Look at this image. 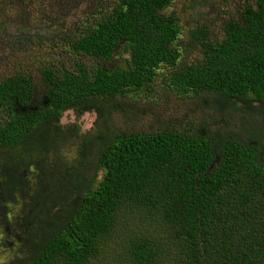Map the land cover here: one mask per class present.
<instances>
[{
	"label": "trees",
	"instance_id": "16d2710c",
	"mask_svg": "<svg viewBox=\"0 0 264 264\" xmlns=\"http://www.w3.org/2000/svg\"><path fill=\"white\" fill-rule=\"evenodd\" d=\"M172 1L99 4L92 21L62 28L73 53L103 65L43 67L44 103L30 76L0 81V153L11 155L0 157V225L3 244L17 247L4 264H90L101 237L131 218L146 225L122 235L127 262L149 263L150 236L171 226L184 264H264V147L254 132L122 134L106 124L118 98L147 94L160 66L169 71L166 86L198 96L223 119L264 116V0L242 5L216 42L200 28L191 62L175 46L179 17L165 13ZM123 55V66H108ZM90 114L95 121L85 130L80 120ZM71 147L73 160L65 154ZM22 162L53 191L39 185L14 223L6 207L25 197Z\"/></svg>",
	"mask_w": 264,
	"mask_h": 264
},
{
	"label": "rangeland",
	"instance_id": "374dc122",
	"mask_svg": "<svg viewBox=\"0 0 264 264\" xmlns=\"http://www.w3.org/2000/svg\"><path fill=\"white\" fill-rule=\"evenodd\" d=\"M251 0H173L166 14L175 13L179 17L181 34L175 43L182 54H187L186 61L191 62L199 50V30L206 26L209 30L207 38L218 41L222 38L223 25L239 17L241 6ZM119 0H0V81L14 75L22 74L33 79L36 90V102L44 103V85L41 69L73 70L78 66H86L91 71L94 65L103 62L92 60L83 55H76L62 41V28L71 29L80 22H90L94 18L92 12L103 6L108 8ZM99 4H101L99 6ZM73 34V30H71ZM192 42V44H191ZM122 59L108 66H123ZM101 63V64H100ZM103 65V64H102ZM107 65V64H106ZM105 66V65H104ZM165 66L156 70V76L147 90V94L135 100L118 98L110 119L106 124L112 131L119 133L147 134L163 130L185 132L217 131L229 139L243 134L247 128L256 136L257 144L264 147V116L248 120L246 116L235 115L234 119H223L220 114L207 110L196 95H182L166 86L168 73ZM203 105V106H202ZM240 107V104H237ZM123 107V109H122ZM207 115L210 121L207 119ZM71 114L65 116L71 120ZM95 117L91 114L80 120L83 129L92 128ZM66 124V123H64ZM99 125V123H98ZM100 126V125H99ZM76 147L67 150L66 156L73 160ZM14 155H20L15 153ZM1 160L6 162L11 155L6 151L0 153ZM91 160L96 163L97 155ZM20 184L25 197H16V204L7 205V218L17 223L22 217L26 203L31 202L35 192L42 188L46 193L53 191L48 188L49 182L42 184L36 178L38 172L21 164ZM90 173V172H89ZM39 185L40 188H39ZM135 218L137 216H134ZM23 218V217H22ZM130 219L117 225L108 235L101 237L100 250L90 264H134L127 262L122 248V235L131 231L140 234L146 222ZM144 223L143 227L137 225ZM170 227V230H169ZM173 227V226H172ZM150 236L156 246L147 264H184V247L178 242V234L171 231V226H164ZM4 230L0 225V264L10 261L17 248L12 243L3 244ZM148 233V232H147ZM184 261V260H183Z\"/></svg>",
	"mask_w": 264,
	"mask_h": 264
}]
</instances>
